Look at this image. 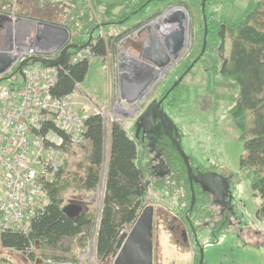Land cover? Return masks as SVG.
<instances>
[{"label":"trees","instance_id":"obj_1","mask_svg":"<svg viewBox=\"0 0 264 264\" xmlns=\"http://www.w3.org/2000/svg\"><path fill=\"white\" fill-rule=\"evenodd\" d=\"M13 1L0 0V14L11 10ZM17 2L16 14L20 18H29L31 2ZM91 3L92 8L87 0L67 1L66 26L73 34V43L78 47L69 50L64 61L58 66V80L52 89V94L56 97L71 95L77 84H82L86 79L90 60L71 64L70 59L74 54L91 45L95 57L106 59L114 48L116 39L122 36L120 34L101 37V24L105 19L108 24L124 23L128 22L132 15L144 14L151 3L173 5L178 2L125 0L122 3ZM118 7L120 10L115 13ZM33 8L39 7L33 5ZM206 18L208 37L213 39V46L222 58L219 73L223 78L233 80L239 89L237 101L230 113L240 133V139L244 142L240 168L253 191L261 199L257 215L264 218V0H258L238 23L216 22ZM226 46H229V52L224 56ZM202 60L203 58L200 59ZM19 65L20 63L4 78L15 74ZM85 125L87 154L84 159L73 164L68 159L64 160L57 176L48 184L49 206L34 218L29 233L0 231V249L18 252L30 262L38 263L42 260L47 264L50 259L54 264H58L63 259L56 253L70 250L63 246L67 240L80 237L83 244L91 235L92 211L85 202L72 199L70 203L85 205V208L81 206V212L74 217H69L64 210L67 206L65 196L69 190L96 191L102 177L105 163L103 120L98 115H91L85 120ZM138 127L135 124L132 130L137 131ZM134 136L135 133L131 136L122 124H110L105 191L96 239L97 258L104 263L113 258L120 236L124 230L128 231L133 227L149 201L144 173L150 165L152 154L147 155L146 148H140L138 139ZM154 144L164 152L165 164L168 167V174L161 179L164 198L173 197L177 192L188 208L192 201V190L184 160L166 134L155 136ZM194 190L196 202L193 211L199 218H203L201 221H205L207 217L201 215H212L204 214L208 210L204 207L206 203L203 193L199 192L196 186ZM216 238L217 236L213 241L217 240Z\"/></svg>","mask_w":264,"mask_h":264},{"label":"rangeland","instance_id":"obj_2","mask_svg":"<svg viewBox=\"0 0 264 264\" xmlns=\"http://www.w3.org/2000/svg\"><path fill=\"white\" fill-rule=\"evenodd\" d=\"M27 1V0H25ZM31 10L29 17H39L55 22L60 26H66L68 10L62 8V2L54 5H37V0H29ZM102 4L123 2L125 0H95ZM178 3L167 7L164 12L173 7H180L186 17L187 46L183 53L171 61L156 87L154 99L159 101L166 91L182 78V82L172 91L165 100L162 111L166 116L173 135L179 146L188 157L194 172H209L226 181V205L211 206L214 220L209 234L202 239L204 263L203 264H264V218L258 217L257 212L261 199L251 188L249 181L240 168V159L244 154V142L240 139V133L231 117V109L235 105L239 89L231 79L223 78L219 71L222 58L213 46V39L207 36V48L203 60L192 66L193 61L199 56L203 47L204 30L202 19L204 15L216 22L238 23L243 20L258 0H174ZM205 2V10L202 11V3ZM18 3V2H17ZM181 3V4H180ZM39 7L38 9L33 8ZM36 5V6H35ZM65 6V5H64ZM67 7V6H66ZM162 5L151 3L144 14L132 15L128 22L108 24L105 19L102 24V36L120 35L116 39L114 48L106 59L94 57L90 60L89 71L85 81L81 84L83 90L93 96L95 103L105 105L107 100L116 101L111 74H117L116 64L122 50L130 51L133 56L139 57L142 50L141 36H135L133 41H126L118 45L119 41L128 34L139 30L134 26L145 24L144 17L161 9ZM120 8L114 12L118 13ZM101 12V10H100ZM31 13V14H30ZM2 14V13H1ZM6 20L0 26V46L9 47L12 51L17 45V35L14 27L6 30L7 20H13L12 10L4 13ZM32 16V17H31ZM100 20H103L100 18ZM148 23V22H147ZM101 24V25H102ZM153 30L161 37V18H154L149 22ZM140 25V26H141ZM67 27V26H66ZM17 31H19L17 29ZM69 33L72 34L70 31ZM141 35V33H140ZM131 42V43H130ZM134 50L131 52V49ZM125 51V52H126ZM137 51V52H136ZM229 52L226 46L224 56ZM50 59H56L50 56ZM26 57H22L24 61ZM5 79L0 83V88L11 82ZM114 82V81H113ZM106 106V105H105ZM137 112V111H136ZM136 115V113H135ZM141 110L136 118L128 120L125 127L132 128L140 118ZM108 135L105 133V163L102 169V177L99 188L93 192L69 190L65 196L66 204L76 198L85 202L92 211L93 226L91 235L81 243V238L76 237L67 240L63 246L69 248L68 252H57L62 258L58 264H114V258L107 262H101L96 254V239L100 224L102 199L105 191V175L108 161ZM86 145L68 149L66 156L72 164L84 159L87 154ZM157 194H149L148 205L155 208L153 223L155 222V264H198L199 251L195 243L179 246L175 237L169 236L165 223L173 214L170 213V205L175 201L174 197L166 199L157 197ZM85 208V205H81ZM80 206V207H81ZM222 221L223 224L217 225ZM215 222V223H214ZM220 223V222H219ZM217 230V240H211ZM218 228V229H216ZM127 232L124 230V233ZM66 258V259H64ZM47 264H54L52 260ZM0 264H44L28 261L22 254L0 249Z\"/></svg>","mask_w":264,"mask_h":264},{"label":"built area","instance_id":"obj_3","mask_svg":"<svg viewBox=\"0 0 264 264\" xmlns=\"http://www.w3.org/2000/svg\"><path fill=\"white\" fill-rule=\"evenodd\" d=\"M16 4L14 0L10 24L20 19ZM15 32L17 45L13 52L21 59L58 57L67 42L65 34L53 29L43 37L34 35L31 45H22L18 40L20 32ZM135 36H139V30L123 36L118 45L128 40L135 42ZM125 51L116 64L117 100L106 106L95 103L81 84L71 95L54 96L59 65L28 64L7 78L11 80L9 85L0 88V231L29 233L34 218L50 204L48 184L61 169L66 151L85 145V120L89 116H100L106 133L112 122L125 127L154 100L155 89L167 68L151 65ZM94 57L88 45L74 54L70 63Z\"/></svg>","mask_w":264,"mask_h":264},{"label":"water","instance_id":"obj_4","mask_svg":"<svg viewBox=\"0 0 264 264\" xmlns=\"http://www.w3.org/2000/svg\"><path fill=\"white\" fill-rule=\"evenodd\" d=\"M205 2L202 3V11L204 12ZM159 11H163L160 9ZM154 15V14H153ZM152 16V15H150ZM6 17V16H5ZM187 15L180 7L170 8L168 11L163 12L160 16L162 20V26H165L166 33L161 37L150 28L149 36L147 42L142 46L140 53V58L145 59L151 65L159 68H167L171 61L179 57L185 47L187 46V27L186 23ZM1 20L5 19L0 16ZM204 40L202 51L199 56L193 61L192 66L199 62V60L205 54L207 48V36H208V26L207 18L204 15ZM105 26L104 24L101 27ZM30 35L34 34L30 25L27 26ZM76 44L67 45L59 54L58 58L50 59L43 56H31L21 61V57L15 54L7 45L4 48H0V83L5 80L4 75L11 71L15 66H18V72L28 64H37L43 66H57L60 65L65 58L67 52L71 49H77ZM149 50L148 55L145 50ZM182 82L180 78L174 86L166 92V94L161 97L159 101L154 99L150 102L144 111L141 113L140 118L136 121L138 125V130L140 127L145 125L153 124L158 122V127L164 130V133L172 141L173 145L176 147L177 151L181 155L184 163L187 167L188 179L191 184L192 190V202L191 207L193 208L196 200L195 190L193 183H198L202 186L203 190L212 193L216 198L218 195L223 193L224 186H218L217 178L211 173L193 175V169L191 167L188 157L185 155L182 148L179 146L177 140L173 136L171 126L162 111V106L170 95V93ZM134 124V125H135ZM157 176L164 177L168 173V168L165 167L162 161L155 167ZM66 214L69 217H74L78 215L82 208L78 205H68L64 208ZM155 208L152 205H147L139 215L137 221L133 227L123 233L116 245V249L113 252L114 264H153V218H154ZM204 263L203 248H200L199 263Z\"/></svg>","mask_w":264,"mask_h":264},{"label":"flooded vegetation","instance_id":"obj_5","mask_svg":"<svg viewBox=\"0 0 264 264\" xmlns=\"http://www.w3.org/2000/svg\"><path fill=\"white\" fill-rule=\"evenodd\" d=\"M162 7H160L163 11H159L160 9H158L157 11L151 13L148 16H144V21L146 22L145 24L137 27L139 28V37L141 36V42H142V46L145 45V43L147 42V38L149 36V29H150V24L149 22L152 21L154 18H160V16H162L164 10H166L167 7H170L171 5H166V4H161ZM154 14V15H153ZM3 16L5 19L1 20L0 18V26H2V22H4V20H6L5 15H0ZM32 19V23L30 28L33 30L34 35L36 37H43L46 34L50 33L51 30H53L52 27L53 26V22L52 25L51 24H43V22H41L39 17H32L30 18ZM17 23H11L10 21L7 20L6 23H8V27L6 30L10 29V27L15 26L14 27V32L17 31V29L19 30V20H17ZM204 21V19H202V22ZM148 22V23H147ZM12 25V26H11ZM204 25V23H203ZM208 26V24H207ZM54 29L58 30L59 32H61L62 34H65L67 36V42L65 43V45L63 46V48L59 51L61 53V51L70 44H74L72 41V37L73 34L69 33L70 30L64 26H60L59 24H56ZM166 29L165 26H160L159 30L162 32L161 35L163 36L166 33ZM18 32V31H17ZM141 33V35H140ZM59 53V54H60ZM58 54V55H59ZM58 58V57H55ZM203 58V57H202ZM200 61V60H199ZM167 92V91H166ZM165 92V94H166ZM172 93V92H171ZM170 93V94H171ZM163 94L162 97L165 95ZM169 97V96H168ZM167 97V98H168ZM158 122L155 123V125L150 124V125H145L142 127H140V130H132V128H130L129 130H127V132L129 134L134 135L135 133V138L138 139V144L140 146V148L145 147L147 150V155L152 154L151 156V160H150V165L147 168V170L144 173V181H145V189L148 191V194H157V197H161V199L164 198L165 194H164V188L162 187V178L164 177H160L157 176L156 174V170L155 167L159 164L160 161H162L163 165L165 167V158H164V152L161 151L156 144H154V138L155 136H160L162 133H164V130L160 127H158ZM169 138V137H168ZM144 150V151H146ZM153 152V153H152ZM191 164V162H190ZM192 166V165H191ZM193 168V175H200V174H209V172H199L196 173L194 172V166H192ZM168 168V167H167ZM212 174V173H211ZM215 178H217L218 181V186H224V191L223 193H221L220 195L217 196V198L210 192H206L203 190L202 186L198 183H193L194 186H196L199 189V192L203 193V197H204V202L205 204V209L208 210V212H204V214H210L212 215L211 217L207 216V215H201L203 217H207L205 218V221H201V219L203 218H199L198 215L193 211V208L191 207V205L187 208V204L184 201V199L182 198V196L180 194L174 193L175 196L174 199L175 201L173 202V205H170V213L173 214V216L167 220V222L165 223L164 228L167 229V232L169 234L170 237L174 238L176 240V243L181 246V245H188L189 242L191 244L195 243L197 245L198 251H199V255H200V248H203L204 246L202 245V239L205 235L209 234L208 231H210V228L212 227L211 221L214 220V216H213V212H212V208L211 206H219V205H226V181L218 176L213 175ZM191 186V184H190ZM196 195V194H195ZM165 199V198H164ZM192 202V201H191ZM196 202V200H195ZM195 205V204H194ZM156 211V210H155ZM155 214V212H154ZM212 219V220H211ZM220 222V223H219ZM217 222V225H220L221 223L223 224L222 221ZM215 223V222H214ZM221 224V225H222ZM155 222L153 223V264H155V259H156V255H155V242L157 243L156 239H155V232H154V226ZM218 229V228H216ZM129 231V230H128ZM212 231V234L214 233L213 237L211 238V240H213V238L216 235L217 230Z\"/></svg>","mask_w":264,"mask_h":264},{"label":"crops","instance_id":"obj_6","mask_svg":"<svg viewBox=\"0 0 264 264\" xmlns=\"http://www.w3.org/2000/svg\"><path fill=\"white\" fill-rule=\"evenodd\" d=\"M67 1L68 0H37V5H42V7L41 8H44L45 7V5H43V4H46V6L47 5H54V4H59L60 2H62V8H66V6H67ZM92 1H95V0H87V2L89 3V5L90 4H92L91 2ZM96 2V1H95ZM65 5V6H64ZM90 7L92 8V6L90 5ZM2 15H4V13L2 12ZM32 17V16H31ZM41 20V22H43V24H51L52 25V22H48V20H46V19H42V18H40ZM31 23H32V19H30V17L29 18H27V19H25V18H20L19 19V25H20V27H19V35H18V40H19V42L22 44V45H24V44H27V45H31V43H32V41L33 40H31L32 38H33V36H34V34H32V36H30V33L28 32V29H27V26H31ZM55 25H56V23L54 22V24H53V26L55 27ZM150 26V28H152L153 29V27H152V25L150 24L149 25ZM54 27H52L53 29H54ZM65 28H66V26H64ZM131 43V42H130ZM132 44H134V42H132L131 43V45ZM0 48H3V46H0ZM134 50V47L131 49V52ZM137 52V51H136ZM148 52H149V50L147 49V50H145V53L148 55ZM109 54H110V52H109ZM47 58H49V57H47ZM52 59V58H51ZM113 76H114V79H113ZM111 77H112V83H113V86H114V89H115V78H116V74L114 75L113 73L111 74ZM114 81V82H113ZM85 91V90H84ZM86 92V91H85ZM90 95V94H89ZM114 96H115V94H114ZM93 97V96H92ZM130 98H134L135 96H129ZM112 101H109V100H107L106 102H105V105H108V104H110Z\"/></svg>","mask_w":264,"mask_h":264},{"label":"bare ground","instance_id":"obj_7","mask_svg":"<svg viewBox=\"0 0 264 264\" xmlns=\"http://www.w3.org/2000/svg\"><path fill=\"white\" fill-rule=\"evenodd\" d=\"M136 109H133V112L135 111Z\"/></svg>","mask_w":264,"mask_h":264}]
</instances>
